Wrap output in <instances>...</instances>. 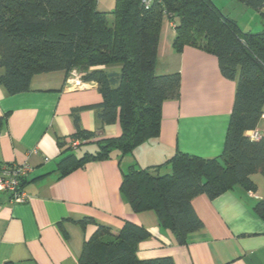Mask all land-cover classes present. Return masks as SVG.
<instances>
[{"label": "trees", "instance_id": "1", "mask_svg": "<svg viewBox=\"0 0 264 264\" xmlns=\"http://www.w3.org/2000/svg\"><path fill=\"white\" fill-rule=\"evenodd\" d=\"M242 1L264 16V0ZM108 13L98 10V0H0V85L18 94L29 91L38 74H69L73 68L85 81L97 83L102 100L91 107L102 128L118 122L121 133L99 140L93 152L64 155L57 167L60 176L88 161L111 158L114 151L133 154L159 136L163 103L180 95L179 72L156 73L160 30L168 14L175 23L176 51L194 46L211 52L222 73L237 80L222 154L205 158L176 152L158 166L133 164L120 185L133 212L155 211L160 226L185 244L202 226L193 206L197 195L214 198L236 185L255 190L252 175H264V136L246 134L263 114L264 32H242L212 0H154L149 8L142 0H115L111 19ZM81 109H72L75 138L87 140L93 133L80 128ZM166 164L171 171L160 173ZM254 209L264 219V197ZM77 222L96 224L79 264H175L170 256L138 257L139 244L150 232L134 221L125 220L117 234L92 218Z\"/></svg>", "mask_w": 264, "mask_h": 264}, {"label": "crops", "instance_id": "2", "mask_svg": "<svg viewBox=\"0 0 264 264\" xmlns=\"http://www.w3.org/2000/svg\"><path fill=\"white\" fill-rule=\"evenodd\" d=\"M212 1L229 17L233 6L247 9L242 0ZM102 3L98 0V10L109 12L111 19L114 6ZM175 36V23L165 13L156 73L179 72L181 89L179 97L163 103L159 136L133 154L114 151L111 158L88 161L65 176L57 170L64 155L93 152L99 140L121 133L118 122L102 128L91 107L102 100L97 83L86 81L84 87L70 89L68 74L54 71L34 76L26 92L9 94L0 85V165L33 166L23 182L25 202L13 203L0 193V264H79L84 243L96 228L93 222H77L83 218L110 227L114 234L125 220L143 225L150 237L139 244L140 259L170 256L175 264H264V219L254 209L264 197L261 173L252 175L255 190L236 185L214 198L197 195L193 206L202 226L185 244L160 226L155 211L133 212L120 191L124 173L133 164L158 166L176 152L213 158L224 150L237 80L222 73L211 52L194 46L176 51ZM76 107L83 108L80 128L93 136L80 139V147L72 149L79 140L72 116ZM252 132L264 136V106L257 128L246 134ZM159 171L170 172L171 166L162 165Z\"/></svg>", "mask_w": 264, "mask_h": 264}, {"label": "built area", "instance_id": "3", "mask_svg": "<svg viewBox=\"0 0 264 264\" xmlns=\"http://www.w3.org/2000/svg\"><path fill=\"white\" fill-rule=\"evenodd\" d=\"M154 0H142V4L149 8ZM86 85L83 73L73 68L67 78V88H81ZM252 139H258L260 134L258 132H252L249 134ZM81 141L74 140L73 148L79 146ZM33 170V166L29 162L21 164H3L0 165V193H6L9 195L10 201L25 202L28 199L27 192L24 189L23 182L24 178L30 174Z\"/></svg>", "mask_w": 264, "mask_h": 264}, {"label": "rangeland", "instance_id": "4", "mask_svg": "<svg viewBox=\"0 0 264 264\" xmlns=\"http://www.w3.org/2000/svg\"><path fill=\"white\" fill-rule=\"evenodd\" d=\"M101 2L107 4L108 8H111L114 6L115 0H101ZM243 6L247 8L245 11L241 10L240 6H233L231 10H228L229 15L236 19L242 32H264V16L261 10L247 5Z\"/></svg>", "mask_w": 264, "mask_h": 264}]
</instances>
